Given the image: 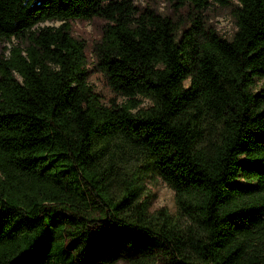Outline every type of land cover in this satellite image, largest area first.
I'll list each match as a JSON object with an SVG mask.
<instances>
[{"label": "trees", "instance_id": "1", "mask_svg": "<svg viewBox=\"0 0 264 264\" xmlns=\"http://www.w3.org/2000/svg\"><path fill=\"white\" fill-rule=\"evenodd\" d=\"M166 2L0 0V264H264V0ZM95 20L90 46L72 22ZM115 138L152 157L177 216L133 182L114 197Z\"/></svg>", "mask_w": 264, "mask_h": 264}, {"label": "rangeland", "instance_id": "2", "mask_svg": "<svg viewBox=\"0 0 264 264\" xmlns=\"http://www.w3.org/2000/svg\"><path fill=\"white\" fill-rule=\"evenodd\" d=\"M134 5L143 9L146 6L157 8L162 13L172 11L171 5L166 0H133ZM206 20L213 24L217 31L223 37H230L235 31L234 23L229 10L213 7L206 14ZM100 21H73V33L76 37L85 39L88 45L93 46L100 38ZM58 22H45L38 25V29L44 27H58ZM10 42L0 41V54L4 48H10ZM89 56L92 58L91 50ZM91 83L96 87L97 92L105 97V101L113 98V94L106 86V83L101 75L94 74L91 78ZM257 87L264 88V80L258 82ZM148 103L144 102L146 107ZM210 137L208 133L205 138ZM108 163L113 169V182L111 185L112 194L114 197H119L126 192L131 182L133 187L138 191V202L146 201L150 203L151 210L155 211L160 208H165L173 215H178L175 194L174 192L159 178L153 169V159L144 150L137 149L127 144L121 139L115 138L111 141L108 148ZM185 222V220H184ZM116 264H126L119 262ZM156 264H174L164 255L159 257Z\"/></svg>", "mask_w": 264, "mask_h": 264}]
</instances>
